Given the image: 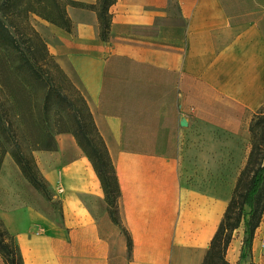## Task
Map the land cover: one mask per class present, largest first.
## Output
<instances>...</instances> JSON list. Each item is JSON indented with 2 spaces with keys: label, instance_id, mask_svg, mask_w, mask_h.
Returning <instances> with one entry per match:
<instances>
[{
  "label": "crops",
  "instance_id": "0c3cea01",
  "mask_svg": "<svg viewBox=\"0 0 264 264\" xmlns=\"http://www.w3.org/2000/svg\"><path fill=\"white\" fill-rule=\"evenodd\" d=\"M66 9L72 30L49 24L47 46L80 83L107 145L123 226L109 215L101 181L75 136L56 133V150L32 155L62 202L60 224L49 216V200L7 154L33 196L40 194L33 203L15 192L7 201L14 206L0 216L25 264H203L247 162L249 124L264 104V0H117L107 41L95 10ZM115 58L173 75V105H103ZM151 110L174 114L172 149L127 148L126 142L150 135L145 116ZM11 189L4 186L3 197ZM19 203L30 213L16 208ZM244 237L242 222L228 262L264 264V215L250 249Z\"/></svg>",
  "mask_w": 264,
  "mask_h": 264
},
{
  "label": "trees",
  "instance_id": "16d2710c",
  "mask_svg": "<svg viewBox=\"0 0 264 264\" xmlns=\"http://www.w3.org/2000/svg\"><path fill=\"white\" fill-rule=\"evenodd\" d=\"M117 0H97L95 4H84L75 0H3L0 4V91L6 90L12 104L8 110L16 116L14 124L8 113L3 118L0 111V169L6 153H10L25 178L47 200H52L49 183L43 176L32 154L24 152L19 135L33 150H56V133H72L78 144L91 160L101 181L108 212L112 220L120 225L121 187L115 164L107 145L100 134L93 114L84 96L80 100L84 105L87 119H74L79 109L67 93L60 91L58 85L45 83L39 103H32L31 81L42 82L40 74L44 67L31 59L32 45L21 42L18 34L12 30L15 18L22 16L29 40L44 53L53 68L66 75L46 42L35 29L29 26L30 14H39L49 22L71 31L73 22L67 13V6L87 7L96 11L99 20V35L103 41L110 36L112 21L111 6ZM68 102V103H67ZM68 105H67V104ZM82 113V111H81ZM84 117V114L82 115ZM51 118L52 126L50 123ZM53 128V129H52ZM250 152L247 162L240 172L233 196L224 214L223 220L212 239L203 264H230L226 259L227 249L233 239L234 231L245 223L244 245L251 248L257 228L264 215V104L254 113L249 124ZM129 249L132 247L128 235ZM0 255L5 264H25L20 245L0 217Z\"/></svg>",
  "mask_w": 264,
  "mask_h": 264
},
{
  "label": "rangeland",
  "instance_id": "374dc122",
  "mask_svg": "<svg viewBox=\"0 0 264 264\" xmlns=\"http://www.w3.org/2000/svg\"><path fill=\"white\" fill-rule=\"evenodd\" d=\"M2 2L3 0H0V4ZM49 24L53 23L49 22L39 14H30L29 26L35 29V31L40 34L45 42L46 38L51 35V28ZM12 25H14V27H12V30L18 34L21 42L23 43L27 41L26 43L32 45L33 52H29L31 59L44 67V70H41L40 72V74H42L43 76V81H31L33 91L32 103H39L41 101V97L46 90L45 83H54L58 85L61 92L67 93L69 95V98L75 101L74 107H77L79 109L78 116H70L71 121L76 118L87 119L84 105L80 100V95L84 96L86 100L87 98L82 87L80 86V83L76 79L70 77L67 73H65L66 75H64L60 71L52 67V65L45 57L44 53L39 49L38 46H36L35 41L29 40L27 35L25 34L26 31H28L30 28L28 29L25 27V22L22 16L15 18ZM228 34L229 33L223 34V37L228 36ZM173 80L174 78L171 74L159 72L157 69L151 68L149 66L131 63L125 59L115 58L111 61L107 70L103 105H131L132 107L138 105H142L144 107H147L149 105H155V107H158V105L166 104L173 105ZM11 104L12 101L10 100V96L8 95L7 91H0V111L4 115L3 118L7 119L9 116V118H11L16 125L18 124L16 116L11 115L12 110H8ZM6 113H8L7 117L5 116ZM136 113L137 112L133 110L132 116H135ZM83 114L84 117L82 116ZM173 118H175L174 114L171 117H167L159 115L156 110L148 111L145 119L147 120V122H149V125H147L146 128L149 129L150 135L141 136V140L138 141H128L125 143V146L127 148L163 151H167L170 148L172 149L175 137L174 134L176 130L175 126L170 124L169 122L173 121ZM52 120L53 119L51 118V126ZM19 140L22 143L24 152L27 154H32V151L27 142L20 135ZM7 154L10 153H6L5 155ZM50 193L52 196V200L49 201V210L51 207L49 216L51 219H53L55 224H60V218L62 215V202L60 199L54 196L51 190ZM34 194L35 196H33V194L31 196V201L35 200L33 203H35L36 200H40V194L37 193V191H35ZM15 196H17V193H15V191L12 189L8 190L4 197L2 193V196L0 198V216L5 211H8L9 208H12L14 206L13 205L12 207H10L7 201L9 198H12L13 201ZM15 206L16 208L23 207L24 210L27 211V214L30 213L29 206L24 207L21 203ZM120 215V226H123L121 210ZM0 264H5L1 255Z\"/></svg>",
  "mask_w": 264,
  "mask_h": 264
},
{
  "label": "bare ground",
  "instance_id": "6f19581e",
  "mask_svg": "<svg viewBox=\"0 0 264 264\" xmlns=\"http://www.w3.org/2000/svg\"><path fill=\"white\" fill-rule=\"evenodd\" d=\"M6 185L15 190V192L22 193L27 198H31L32 196L31 191L25 186L23 178L15 167L13 159L10 155H7L4 158V164L2 166V170L0 171V198L2 196V190Z\"/></svg>",
  "mask_w": 264,
  "mask_h": 264
},
{
  "label": "built area",
  "instance_id": "2783aa9c",
  "mask_svg": "<svg viewBox=\"0 0 264 264\" xmlns=\"http://www.w3.org/2000/svg\"><path fill=\"white\" fill-rule=\"evenodd\" d=\"M263 246H264V239H263Z\"/></svg>",
  "mask_w": 264,
  "mask_h": 264
},
{
  "label": "water",
  "instance_id": "95a60500",
  "mask_svg": "<svg viewBox=\"0 0 264 264\" xmlns=\"http://www.w3.org/2000/svg\"><path fill=\"white\" fill-rule=\"evenodd\" d=\"M182 124H185V122H182Z\"/></svg>",
  "mask_w": 264,
  "mask_h": 264
}]
</instances>
